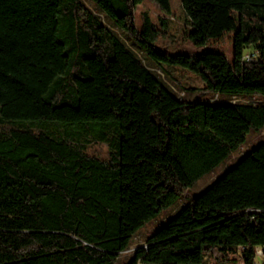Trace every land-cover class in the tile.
<instances>
[{"label": "trees", "instance_id": "obj_1", "mask_svg": "<svg viewBox=\"0 0 264 264\" xmlns=\"http://www.w3.org/2000/svg\"><path fill=\"white\" fill-rule=\"evenodd\" d=\"M87 1L0 0V264H118L183 197L122 264H257L264 141L191 190L264 130V0H181L202 50L177 54L156 44L170 0L140 26L143 0Z\"/></svg>", "mask_w": 264, "mask_h": 264}, {"label": "rangeland", "instance_id": "obj_2", "mask_svg": "<svg viewBox=\"0 0 264 264\" xmlns=\"http://www.w3.org/2000/svg\"><path fill=\"white\" fill-rule=\"evenodd\" d=\"M93 10L94 8L90 5L87 0H84ZM172 5V14L169 17L170 24L168 28V34L166 37L160 36V38L156 41V44L164 51L170 54H177V53H191L201 51L202 48H197L184 34V26L186 24L185 21V14L182 9L181 0H170ZM144 13H147L151 19L157 24H160L159 18L161 16H165L164 12L160 8V6L154 2L153 0H143L139 3L135 10H134V18L135 23L137 25L142 24V18ZM105 19L104 17H102ZM212 47V46H207ZM218 49L225 52V54L230 57L232 54V41L229 36L225 37L222 42H219L215 45ZM205 49V48H204ZM246 57H256V51L253 47H247L245 50ZM167 70L170 73L172 78H175L179 81L181 86H195V87H202L204 85L203 81L200 79V76L188 69L182 67H167ZM164 77V75H162ZM173 86V84H172ZM175 90L178 91L179 96L181 97H197L202 96L206 97L210 100L214 98L207 96V95H200L197 93L195 95H188L185 94L183 91H180L176 86H173ZM216 99V98H215ZM264 141V130L262 132L256 133L251 132L248 135L247 142L238 150L236 151L229 160L222 163L219 167H217L211 173L202 177L197 184L192 188L191 192H196L203 189L207 184L211 182V180L222 174V172L229 166L233 165L238 158L248 152L253 146L257 143ZM91 154H95L101 157L107 156V146L105 144H96L92 145L89 149ZM186 198L183 197L179 199L173 206L169 207L161 216L157 219L152 220L147 226H145L141 231H139L133 239V243L131 247L128 249L127 252H124L121 255V258L118 264H122L128 258V255L140 245L145 244L146 237L151 234L157 227H159L163 220L168 218L173 212H175L182 204H184ZM264 252V251H263ZM257 264H264V253L259 254L256 258ZM239 264H244L239 261Z\"/></svg>", "mask_w": 264, "mask_h": 264}, {"label": "built area", "instance_id": "obj_3", "mask_svg": "<svg viewBox=\"0 0 264 264\" xmlns=\"http://www.w3.org/2000/svg\"><path fill=\"white\" fill-rule=\"evenodd\" d=\"M264 252L259 248V249H257V255H259V254H263Z\"/></svg>", "mask_w": 264, "mask_h": 264}]
</instances>
